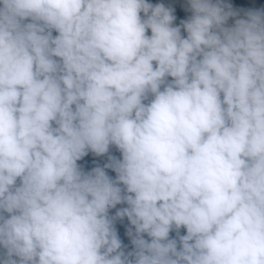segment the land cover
Returning a JSON list of instances; mask_svg holds the SVG:
<instances>
[{"label":"clouds","instance_id":"obj_1","mask_svg":"<svg viewBox=\"0 0 264 264\" xmlns=\"http://www.w3.org/2000/svg\"><path fill=\"white\" fill-rule=\"evenodd\" d=\"M0 264H264V0H0Z\"/></svg>","mask_w":264,"mask_h":264},{"label":"trees","instance_id":"obj_2","mask_svg":"<svg viewBox=\"0 0 264 264\" xmlns=\"http://www.w3.org/2000/svg\"><path fill=\"white\" fill-rule=\"evenodd\" d=\"M151 2L152 3L163 2L165 4H169V3H174V0H151ZM228 2L232 3L233 6L237 7V8L249 7V6H260V4H261V0H228ZM185 15H186V13L179 14L176 23L179 22V19L184 18ZM229 22H231V21H229ZM112 151L117 156L119 155V153L115 152L114 149ZM105 162H107L106 156L95 157L91 153H89L81 161H78V163L82 167H84L85 170H89L91 167L97 166V164L102 166L103 163H105ZM106 171H108L109 175H112V176L115 175V173H113L110 169H107ZM117 207H121V205H118ZM110 211L112 213H114L115 210L113 209ZM119 224H120V235H121L122 241L124 244H126L128 246V249H131L132 246L130 244V240L126 236L127 227H129V225L127 224L126 218H124L123 221H120ZM181 233H183V229H181ZM173 235H174V233H173Z\"/></svg>","mask_w":264,"mask_h":264}]
</instances>
